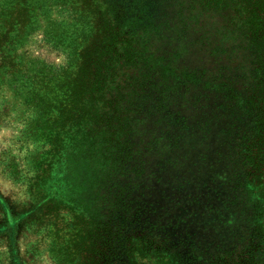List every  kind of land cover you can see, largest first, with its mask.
<instances>
[{
  "label": "rangeland",
  "instance_id": "obj_1",
  "mask_svg": "<svg viewBox=\"0 0 264 264\" xmlns=\"http://www.w3.org/2000/svg\"><path fill=\"white\" fill-rule=\"evenodd\" d=\"M91 10L0 0V264H78L70 255L86 232L74 217L83 209L125 234L152 229L155 241L191 261L241 249L264 228V36H245L240 22L228 27L219 15L194 19L199 0H146L142 17L136 6L116 12L121 33L149 59L132 159L115 193L110 181L97 194L87 165L61 175L52 194L74 216L35 211L29 186L50 149L43 79L72 72L101 36ZM143 256L138 264H159ZM255 258L264 264L263 252Z\"/></svg>",
  "mask_w": 264,
  "mask_h": 264
},
{
  "label": "trees",
  "instance_id": "obj_2",
  "mask_svg": "<svg viewBox=\"0 0 264 264\" xmlns=\"http://www.w3.org/2000/svg\"><path fill=\"white\" fill-rule=\"evenodd\" d=\"M22 1L26 5L27 0ZM58 1L92 9L101 36L80 51L72 72H61L52 78L46 75L43 79L41 101L44 115L49 116L47 123L51 124L46 134L50 149L38 163L39 174L29 186V195L35 202V211L46 209L47 215L66 211L72 214L66 201L52 191L60 183L61 175H70L78 165H87L94 176L93 188L97 194L101 185L110 181L116 185L112 192L118 190L117 180L132 159V129L150 81L141 69L149 64L145 49L133 36L121 33L118 23L124 18L116 14L123 13L128 6H136L140 7L142 17L146 0ZM199 5L201 11L194 19L201 14L219 15L229 23L228 27L240 22L245 36H264V0H199ZM224 12L227 13L222 16ZM134 19L139 21L137 17ZM0 202L1 207H7L1 195ZM83 212L84 209L79 215L72 214L79 232L86 230L79 236L78 248L70 255L78 264H138L135 255L143 253L144 258L152 256L159 264H260L255 255L264 253L263 226L251 234L241 249L228 250L201 263L170 253L155 241L152 229L133 227L127 235L121 226L101 220L96 210L88 219ZM28 216L27 219L32 218ZM10 220L7 216L6 222Z\"/></svg>",
  "mask_w": 264,
  "mask_h": 264
}]
</instances>
